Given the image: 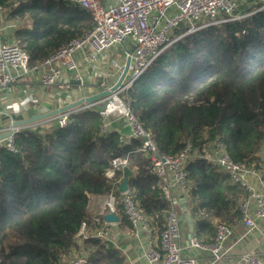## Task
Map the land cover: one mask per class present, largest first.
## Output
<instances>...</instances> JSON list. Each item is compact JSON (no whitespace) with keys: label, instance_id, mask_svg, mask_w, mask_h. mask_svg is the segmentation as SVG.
Segmentation results:
<instances>
[{"label":"trees","instance_id":"obj_1","mask_svg":"<svg viewBox=\"0 0 264 264\" xmlns=\"http://www.w3.org/2000/svg\"><path fill=\"white\" fill-rule=\"evenodd\" d=\"M5 19L19 24L12 36L29 56L30 66L89 31V11L68 0H0ZM246 2L239 18L175 32L124 95L131 111L163 154H176L187 138L195 144L218 138L236 161L258 162L264 139V7ZM260 8V9H259ZM206 20L202 21L203 22ZM208 22V21H207ZM187 32V33H186ZM121 119L99 134L97 107L22 128L13 135L14 151L0 146V264H62L82 248L85 264H125L120 250L96 237L77 244L82 222L98 226L88 210L90 195H105L112 182L110 159L128 156L113 180H127L139 209L158 231L169 202L149 158L137 151L138 139L124 144ZM187 204L197 239L215 234L214 220L240 221L238 202L245 191L203 158L185 165ZM116 197L119 193L116 192ZM116 215L130 229L119 201ZM211 241V240H210Z\"/></svg>","mask_w":264,"mask_h":264},{"label":"built area","instance_id":"obj_2","mask_svg":"<svg viewBox=\"0 0 264 264\" xmlns=\"http://www.w3.org/2000/svg\"><path fill=\"white\" fill-rule=\"evenodd\" d=\"M68 1L89 11L94 21L93 27L32 66L28 64L29 56L19 41L8 38L19 24L5 19V8L0 5V89L6 88L22 75L38 72L42 85L62 90L64 91L62 94L66 96L72 89L83 87V78L75 59L76 54H81L86 62L92 64L96 60V55H101L110 47L130 40L132 49L125 54L130 63L120 85L114 90L110 88L116 82L106 86L104 91H109L107 95L62 112L49 121L56 120L62 126L66 124L70 113L97 107L101 117L99 134L107 135L112 130L114 121L121 119L128 130L119 136V141L124 144L133 139L140 141L137 151L149 158V170L158 178L162 196L169 202L164 226L157 236L156 228L149 223L134 202L129 190L120 192L121 181L113 180L115 169L124 168L128 164L127 155L115 156L110 159V167L105 172L106 178L112 182L111 191L88 199V205L96 206L95 210H90L93 220L99 221L101 218L103 220L96 227H88L82 222L74 236L77 244L87 237H96L107 243L113 241V226L116 223L106 221L104 216L108 212L116 214V203L119 201L123 214L129 221L131 237L138 246V256L146 264H216L228 251L236 248H240L241 251L236 264H264V223L260 224L264 222V171L257 167L259 163L233 160L217 137L209 139L204 136L197 144L187 138L178 153L163 154L158 150L151 133L143 128L123 98L152 60L171 43L170 32L180 23L187 24L189 26L187 32H192L205 25L237 19L241 16L238 13L241 5L246 2L264 5V0ZM203 20H206L203 24L195 25ZM125 66L123 63L118 67L119 78ZM74 79L79 81L77 85H73ZM0 146L14 151L13 136L0 141ZM197 158H203L216 165L219 170L229 175L231 183L239 185L245 191V197L237 205L241 232L235 233V225L214 220L215 234L211 241L203 243L191 233L186 240L182 221L190 222L191 214L187 210L180 213L178 204L180 200L187 203L185 165ZM116 192L119 193V197H116ZM253 231H258L261 235L262 246L259 249L244 247L246 235ZM235 234L232 243L225 247L227 240ZM194 248L205 251L208 262L184 253ZM86 256L82 248L73 247L63 256L64 258L62 257L61 262L85 264Z\"/></svg>","mask_w":264,"mask_h":264},{"label":"crops","instance_id":"obj_3","mask_svg":"<svg viewBox=\"0 0 264 264\" xmlns=\"http://www.w3.org/2000/svg\"><path fill=\"white\" fill-rule=\"evenodd\" d=\"M8 38L13 39V36H8ZM128 50L129 49L125 48L123 57L118 56L111 60H109V53L107 50L101 55H96V60L92 62V64L86 62L81 54H76L75 59L79 64V72L83 78V87L72 89V91L67 92L66 96L62 94L64 92L62 90H57L53 86L42 85L39 81L38 72L20 76L15 82L6 88L0 89V133L8 130L12 120L28 118L32 114H42L48 110L59 108L70 102L100 94L104 91L106 86H111L118 81L120 72L117 71V69L120 65H123V63L127 65L129 58H127L125 54ZM72 82L73 85H77L76 83L79 81L74 79ZM84 103L87 102L85 101ZM45 122L50 121L42 120L28 128L40 127ZM121 126L122 133H125L128 129L124 122L121 123ZM260 159L257 167L264 171V154H261ZM184 203L185 205H183L182 200L179 201L178 209L180 213L184 210L190 211L188 204L186 202ZM95 209V205H92L91 207L88 206L89 211ZM118 222L119 219L113 226V241L111 244L120 250L124 257L125 264H146L145 261L138 256V246L131 237V228L128 230L127 228L121 227ZM263 223L264 222H260L261 225H263ZM234 225V231L236 234L242 231L240 222ZM182 227L186 240L189 239V233L193 234V236L195 235L192 224V215L190 222L182 221ZM158 233L159 231L157 230V236ZM236 234L232 235L227 240L225 247L232 243ZM142 237L144 236L142 235ZM210 240L211 239L209 238L207 242ZM200 241L207 243L202 240ZM261 246L262 239L258 231H253L251 234L249 233L246 235L244 247L247 249H259ZM184 253L194 256L203 262H208L207 253L201 249H188ZM240 253V248L230 250L223 256L222 260L216 264H236Z\"/></svg>","mask_w":264,"mask_h":264},{"label":"water","instance_id":"obj_4","mask_svg":"<svg viewBox=\"0 0 264 264\" xmlns=\"http://www.w3.org/2000/svg\"><path fill=\"white\" fill-rule=\"evenodd\" d=\"M128 63H129V60H128ZM128 63L125 66L124 71H123L122 75L120 76L119 80L116 82V84H114L110 88L111 90H114L122 82V80L125 77L127 70H128ZM108 92H109L108 90H105L96 96H91V97L83 98L80 100H76V101L70 102L66 105H63L59 108H56L53 110H48L47 112H44L42 114L37 113V114H32L28 118L12 120L8 130L0 133V141L11 138L19 129L28 128L29 126H31V125L39 122V121H42V120L52 119V117L57 116L58 114H60L62 112H66V111L74 109L80 105H84L85 101L87 103H91L94 100H96L98 98H102L103 96L107 95ZM127 189H128L127 180L124 178L121 181V183L119 184V191L123 192V191H126ZM183 205H185V203H183ZM104 219L108 222H117L119 218L117 217L116 214H114L112 212H108L105 214Z\"/></svg>","mask_w":264,"mask_h":264},{"label":"rangeland","instance_id":"obj_5","mask_svg":"<svg viewBox=\"0 0 264 264\" xmlns=\"http://www.w3.org/2000/svg\"><path fill=\"white\" fill-rule=\"evenodd\" d=\"M262 6H264V5H262ZM261 6V7H262ZM239 13V12H238ZM202 24V22L200 23V24H197V23H195V25L197 26V25H201ZM186 27H188V25L187 24H185V23H180L177 27H175L171 32H170V36H169V39L171 38V37H174V36H176V33L175 32H177V31H180V30H182V29H184V28H186ZM178 37L176 36L175 38H173V40H175V39H177ZM173 40H170V42H172ZM125 48H127V49H129V50H131L132 49V47H131V42H130V40H128L126 43H124V44H118V45H115V46H112V47H110L109 49H108V53H109V60H111V59H113L114 57H118V56H121V57H123L124 56V50H125ZM124 97V96H123ZM86 103H84V105H85ZM52 118H55V116L54 117H52ZM261 154H264V139H263V142H262V145H261V148H260V150H259V152H258V155L259 156H261ZM90 197H92V195H90L89 196V198ZM88 198V199H89ZM92 202V199H90L89 200V203H91ZM89 207H91V205H88ZM64 258V257H63Z\"/></svg>","mask_w":264,"mask_h":264},{"label":"bare ground","instance_id":"obj_6","mask_svg":"<svg viewBox=\"0 0 264 264\" xmlns=\"http://www.w3.org/2000/svg\"><path fill=\"white\" fill-rule=\"evenodd\" d=\"M133 113V112H132Z\"/></svg>","mask_w":264,"mask_h":264}]
</instances>
